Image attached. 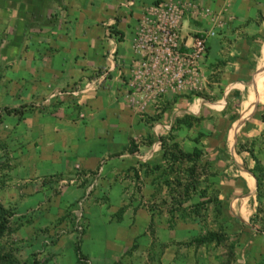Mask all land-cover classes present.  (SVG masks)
Here are the masks:
<instances>
[{
  "label": "crops",
  "instance_id": "0c3cea01",
  "mask_svg": "<svg viewBox=\"0 0 264 264\" xmlns=\"http://www.w3.org/2000/svg\"><path fill=\"white\" fill-rule=\"evenodd\" d=\"M171 6L184 8L189 45L216 35L194 86L153 101L134 65L148 24ZM93 80L78 97L52 98ZM262 106L264 0H0L1 128L15 146L14 181L30 201L35 186L60 183L43 202L55 207L87 198L82 250L93 264H206L192 238L183 244L192 230L165 223L178 214L152 207L166 200L165 142L203 152L237 261L264 264L250 172V152L264 165Z\"/></svg>",
  "mask_w": 264,
  "mask_h": 264
},
{
  "label": "rangeland",
  "instance_id": "374dc122",
  "mask_svg": "<svg viewBox=\"0 0 264 264\" xmlns=\"http://www.w3.org/2000/svg\"><path fill=\"white\" fill-rule=\"evenodd\" d=\"M2 111L0 110V204L10 212L11 218L8 231L0 238V264H93L82 250L86 229L84 225L82 230H78L76 226L79 201L56 207L43 204L64 191L60 183L52 182L40 190L35 186L31 201V197L22 195V183L17 185L13 178L17 159L14 157L15 146L7 140V129L1 128ZM163 146L166 200L152 207H158L160 211L166 210L170 215L178 214L177 219L171 218L165 223L171 224V227H181L182 230H192L182 239L183 244L188 245L192 238V247L202 250L207 256L206 264H241L237 261L235 238L228 231L230 222L226 218L224 205L218 198V190L212 188L211 176L206 171L205 158L202 157L198 162L190 161V157L185 155L190 153L184 152L179 145L175 147L173 143L165 142ZM249 182L254 188L255 180L250 178ZM26 200L32 203H24ZM53 209L55 213H52ZM260 210V219H264V199ZM260 226L258 224L257 228ZM212 233L221 241H208ZM77 247L81 251L80 257L76 253ZM94 251L96 253L97 247ZM214 254L216 258H213ZM119 261L120 258L117 257L115 264Z\"/></svg>",
  "mask_w": 264,
  "mask_h": 264
},
{
  "label": "built area",
  "instance_id": "2783aa9c",
  "mask_svg": "<svg viewBox=\"0 0 264 264\" xmlns=\"http://www.w3.org/2000/svg\"><path fill=\"white\" fill-rule=\"evenodd\" d=\"M184 14L182 7H168L162 13V19L150 22L146 28L144 42L147 53L144 59L134 65L137 69V80L143 89L151 94L153 101L165 96L169 90H181L194 86L201 70V65L210 48V39L215 31H206L195 36L192 43L182 37L179 19ZM100 78L106 76L100 74ZM98 85L96 80L76 84L71 88L59 90L52 94L57 97H78ZM86 197L77 203V228L83 229V218Z\"/></svg>",
  "mask_w": 264,
  "mask_h": 264
},
{
  "label": "trees",
  "instance_id": "16d2710c",
  "mask_svg": "<svg viewBox=\"0 0 264 264\" xmlns=\"http://www.w3.org/2000/svg\"><path fill=\"white\" fill-rule=\"evenodd\" d=\"M259 108H263L264 110V106ZM18 112L19 110L17 109L7 110V113L9 114H16ZM262 119L264 121V111H263ZM174 146L177 147V144H174ZM185 155L190 157V161L198 162L203 157V152L200 149L195 148L192 153ZM250 156L254 160V167L250 169V172L253 174L257 182V198L259 203L256 213L251 218V224L253 228L257 227L258 224H261L260 228H256V230L259 233H264V219H260V214H261L260 205H261V201L264 199V165L257 159V157L253 153L250 152ZM10 218H11L10 212L6 210V208L3 205L0 204V238L3 237L5 233L8 231ZM208 241L215 242L221 240L220 238H218V236L215 233H212L210 234ZM76 253L77 256L80 257L81 254H80V249L78 247L76 248Z\"/></svg>",
  "mask_w": 264,
  "mask_h": 264
},
{
  "label": "bare ground",
  "instance_id": "6f19581e",
  "mask_svg": "<svg viewBox=\"0 0 264 264\" xmlns=\"http://www.w3.org/2000/svg\"><path fill=\"white\" fill-rule=\"evenodd\" d=\"M255 185V183H253V186Z\"/></svg>",
  "mask_w": 264,
  "mask_h": 264
}]
</instances>
